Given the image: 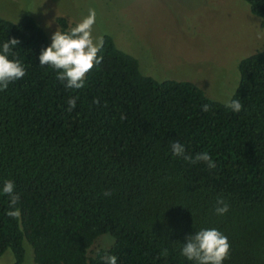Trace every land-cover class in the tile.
<instances>
[{
  "label": "trees",
  "instance_id": "16d2710c",
  "mask_svg": "<svg viewBox=\"0 0 264 264\" xmlns=\"http://www.w3.org/2000/svg\"><path fill=\"white\" fill-rule=\"evenodd\" d=\"M244 1L264 36V0ZM55 21L62 33L75 27ZM13 37L9 58L26 75L0 90V187L15 183L20 215H6L0 192V254L9 248L22 264L25 240L34 264H103L106 254L117 264H194L180 255L187 236L215 228L230 244L223 264H264V47L238 62L237 113L190 81L141 73L107 34L82 89L39 65L49 42L31 16L0 17V48ZM175 141L193 158L207 152L215 168L173 156ZM101 234L111 245L87 256Z\"/></svg>",
  "mask_w": 264,
  "mask_h": 264
},
{
  "label": "rangeland",
  "instance_id": "374dc122",
  "mask_svg": "<svg viewBox=\"0 0 264 264\" xmlns=\"http://www.w3.org/2000/svg\"><path fill=\"white\" fill-rule=\"evenodd\" d=\"M92 11L94 42L107 34L137 60L141 73L157 81H190L221 103L236 87L239 60L264 47L259 18L244 0H0L1 18L31 16L49 45L59 31L56 17L73 27ZM112 241L108 234L97 236L86 255L93 256ZM22 245V264H34L31 246L25 240ZM12 262L6 248L0 264Z\"/></svg>",
  "mask_w": 264,
  "mask_h": 264
},
{
  "label": "clouds",
  "instance_id": "9594fccd",
  "mask_svg": "<svg viewBox=\"0 0 264 264\" xmlns=\"http://www.w3.org/2000/svg\"><path fill=\"white\" fill-rule=\"evenodd\" d=\"M95 23V12L92 11L80 23L71 29L69 33L56 31L51 37V44L44 48L39 55V65L49 66L56 72V79L64 84L67 89H82L85 86V78L94 65L102 62V56H98L99 49L103 46V40L94 42L92 26ZM17 38L8 39L0 48V90L7 89L10 82L19 80L26 75V69L18 59H10L15 56L13 49L19 45ZM76 97H70L67 101L68 111L76 107ZM94 103H99L98 99ZM225 107L233 112H240L243 105L240 100L229 99L225 101ZM210 105H202V111H209ZM125 116L122 115L121 119ZM173 156L182 157L190 163L203 162L211 169L215 163L207 152L197 153L195 158L186 154L182 143L175 141L171 144ZM0 192L8 197V211L6 215L16 218L20 215L17 205L20 201L19 194L15 191V183L12 180L4 181ZM105 195H111L109 191ZM229 210V205L222 196L217 197L215 213L224 215ZM187 242L183 243L180 255L194 264H223L230 253V244L227 237L215 228L201 229L187 236ZM103 264H117L115 255L106 254L101 257Z\"/></svg>",
  "mask_w": 264,
  "mask_h": 264
}]
</instances>
